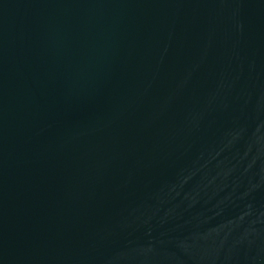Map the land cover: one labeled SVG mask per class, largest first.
I'll return each instance as SVG.
<instances>
[{
  "label": "water",
  "instance_id": "1",
  "mask_svg": "<svg viewBox=\"0 0 264 264\" xmlns=\"http://www.w3.org/2000/svg\"><path fill=\"white\" fill-rule=\"evenodd\" d=\"M0 264H264V0H0Z\"/></svg>",
  "mask_w": 264,
  "mask_h": 264
}]
</instances>
